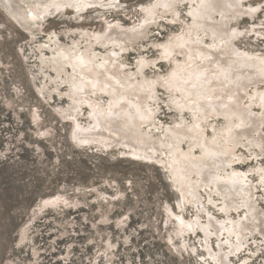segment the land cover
Masks as SVG:
<instances>
[{"label":"bare ground","instance_id":"1","mask_svg":"<svg viewBox=\"0 0 264 264\" xmlns=\"http://www.w3.org/2000/svg\"><path fill=\"white\" fill-rule=\"evenodd\" d=\"M247 1L149 0L130 22L105 17L101 28L68 26L62 39L60 31L43 29L48 17L119 9L121 0H0L4 14L36 43L25 57L41 76L37 90L64 99L56 109L71 122L72 137L162 167L178 197L179 212L168 213L175 216L174 232L181 238L199 232L203 258L212 264H233L231 256L250 235L264 238L257 194L264 190L258 160L264 157V43H238L264 27L240 26L262 6ZM164 20L180 26L163 39L150 38L156 26L167 28ZM146 46L155 54H145ZM131 50H137L133 60ZM160 61L167 70L151 72ZM162 106L171 112L167 119ZM33 118L37 123L38 115ZM252 158L255 165L241 167ZM58 199H41L34 217ZM187 206L194 212L185 216Z\"/></svg>","mask_w":264,"mask_h":264},{"label":"rangeland","instance_id":"2","mask_svg":"<svg viewBox=\"0 0 264 264\" xmlns=\"http://www.w3.org/2000/svg\"><path fill=\"white\" fill-rule=\"evenodd\" d=\"M146 1L121 0L119 9L93 8L77 17L68 11L48 17L43 29H56L63 39L68 26L101 28L106 18L127 23L141 15L137 8ZM247 2L262 6L253 20L244 16L240 26L264 27V0ZM163 25L167 28L156 26L150 38L163 39L180 26L166 20ZM261 33L252 32L238 43L260 47ZM34 45L0 9V264H11L10 259L14 264H212L203 258L199 232L182 238L174 232L175 216L168 213L179 212L178 197L162 167L120 148L101 150L72 137L71 122L63 121L56 109L64 99L37 90L41 76L34 59L25 57ZM146 47L145 54H155ZM136 52L127 58L133 60ZM157 65L150 71L167 70L164 62ZM161 110L167 119L171 112L164 106ZM258 160L264 163L263 156ZM255 163L252 158L241 167ZM257 194L264 207V190L258 188ZM59 195L62 199L34 217L41 199ZM193 212L187 206L184 214ZM26 228L29 234L21 243ZM256 247L260 250L252 253ZM263 258L264 238L258 232L231 256L233 264H259Z\"/></svg>","mask_w":264,"mask_h":264}]
</instances>
